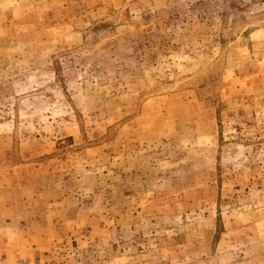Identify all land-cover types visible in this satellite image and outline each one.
Here are the masks:
<instances>
[{"label":"rangeland","instance_id":"374dc122","mask_svg":"<svg viewBox=\"0 0 264 264\" xmlns=\"http://www.w3.org/2000/svg\"><path fill=\"white\" fill-rule=\"evenodd\" d=\"M21 258L264 264V0H0V264Z\"/></svg>","mask_w":264,"mask_h":264},{"label":"built area","instance_id":"2783aa9c","mask_svg":"<svg viewBox=\"0 0 264 264\" xmlns=\"http://www.w3.org/2000/svg\"><path fill=\"white\" fill-rule=\"evenodd\" d=\"M13 264H33V263L30 262L29 260L21 258V259L16 260Z\"/></svg>","mask_w":264,"mask_h":264},{"label":"crops","instance_id":"0c3cea01","mask_svg":"<svg viewBox=\"0 0 264 264\" xmlns=\"http://www.w3.org/2000/svg\"><path fill=\"white\" fill-rule=\"evenodd\" d=\"M71 259V260H70ZM66 262H73L72 258L70 256H68Z\"/></svg>","mask_w":264,"mask_h":264}]
</instances>
